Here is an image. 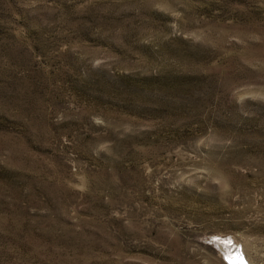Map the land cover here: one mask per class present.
I'll list each match as a JSON object with an SVG mask.
<instances>
[{
    "label": "rangeland",
    "instance_id": "1",
    "mask_svg": "<svg viewBox=\"0 0 264 264\" xmlns=\"http://www.w3.org/2000/svg\"><path fill=\"white\" fill-rule=\"evenodd\" d=\"M236 248L264 264V0H0V264Z\"/></svg>",
    "mask_w": 264,
    "mask_h": 264
},
{
    "label": "water",
    "instance_id": "2",
    "mask_svg": "<svg viewBox=\"0 0 264 264\" xmlns=\"http://www.w3.org/2000/svg\"><path fill=\"white\" fill-rule=\"evenodd\" d=\"M240 252V250L239 249H236V253L234 254V255H238L237 257H238V260H236L235 258H233L232 256H226L225 257V259L228 261V262H230L231 264H239L238 262L239 261H241V256H240V254H241V252ZM233 255V256H234ZM246 262V261H245ZM244 264H246V263H244Z\"/></svg>",
    "mask_w": 264,
    "mask_h": 264
},
{
    "label": "bare ground",
    "instance_id": "3",
    "mask_svg": "<svg viewBox=\"0 0 264 264\" xmlns=\"http://www.w3.org/2000/svg\"><path fill=\"white\" fill-rule=\"evenodd\" d=\"M218 241H219V240H218ZM236 249H238V248H236ZM236 249H235V250H236ZM240 252H241L240 256H241L242 258H241V261H239L238 263H239V264H244V263H246V262H245V261H246V258H245V256H244L243 252H242V251H240ZM240 252H239V253H240ZM232 256H233V254H232ZM237 256H238V255H237ZM237 256L234 255V258H235L236 260H238V257H237Z\"/></svg>",
    "mask_w": 264,
    "mask_h": 264
},
{
    "label": "built area",
    "instance_id": "4",
    "mask_svg": "<svg viewBox=\"0 0 264 264\" xmlns=\"http://www.w3.org/2000/svg\"><path fill=\"white\" fill-rule=\"evenodd\" d=\"M236 253V252H235ZM233 258H234V256H232ZM226 262L228 263V264H231L230 262H228L227 260H226Z\"/></svg>",
    "mask_w": 264,
    "mask_h": 264
}]
</instances>
